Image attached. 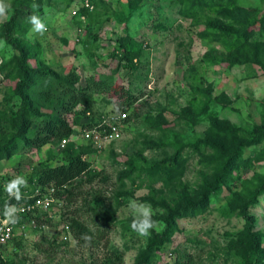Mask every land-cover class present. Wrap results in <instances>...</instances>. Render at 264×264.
Masks as SVG:
<instances>
[{
  "label": "rangeland",
  "instance_id": "374dc122",
  "mask_svg": "<svg viewBox=\"0 0 264 264\" xmlns=\"http://www.w3.org/2000/svg\"><path fill=\"white\" fill-rule=\"evenodd\" d=\"M106 1L114 13L96 8L89 14H80L82 0H72L69 6L62 0H33L37 9L29 6L27 0H5L9 8L6 16L0 18V109L10 113L20 103L14 88L24 50L37 55L27 59L33 67L39 65L38 60L42 61L39 67L45 70L52 67L62 71L77 65L82 76L80 85L91 74L103 75L109 82L142 95L128 111L131 117L121 139L101 149L90 145L95 150L85 156L95 172L77 180L74 191L79 198L72 202L64 200L62 207L49 211L54 218H40L41 226L28 228L27 236H18L17 243L2 248L8 264H135L153 233L165 231L168 223L159 220L148 237L139 236L129 227L133 219L129 200L151 204L155 216L166 215L178 194L199 188L204 175H209L215 164L209 147L201 148L206 154L186 148L180 167L167 185L159 177L154 181L148 175L154 161L169 160L177 149L174 145L181 147L203 138L212 117L240 129L239 135L246 139L252 136L248 132L255 125L264 124V67L244 61L229 66L231 50L226 44L231 37L228 31L219 30L220 24L229 20L234 26L232 31H242L247 27L236 25L242 17L248 18V30L253 26L248 34L249 58L257 44L264 42L261 21L249 25L251 17L264 13V0H237L229 6L237 12H224L222 5L210 3L205 6L210 10L196 17L185 16L178 0H144L128 22L116 18L127 13V0ZM33 13L46 24L42 35L30 31L32 26L27 18ZM236 16L240 19L235 20ZM224 32L226 37L221 35ZM125 35L133 39L130 48L137 53L138 64L128 68L124 66L126 60H121L116 71L120 61L114 56V47L116 39ZM220 59L228 62L215 63ZM210 87L211 97L207 94ZM112 93V100L105 93H94L93 109L86 116L77 117L81 124L74 129L88 123L93 113L98 119L111 110V101L118 98ZM150 137L170 145L147 148L145 141ZM80 145L89 144L74 136L66 148L77 149ZM64 148L57 142L37 150L21 148L11 159L0 161V177L10 181L22 175L27 187H32L29 179L36 177L43 165L67 161ZM243 155L254 156L251 164L235 171L231 187L224 186L212 196L207 208L177 217L178 227L170 241L156 252L153 264H239L242 257L230 253L233 250H229L228 243L248 226L250 214L254 230L264 235V190L258 202L249 207H244L234 195L238 192L246 200L251 199L261 185L264 140L259 145L247 146ZM204 156L208 158L206 164ZM123 169L128 174L121 177ZM84 206L95 208L103 218L93 220V211L87 212ZM112 217L113 224L107 230L104 223ZM73 219L86 230L77 227ZM66 223L73 225L69 240L62 238ZM84 235L91 237V241L85 242Z\"/></svg>",
  "mask_w": 264,
  "mask_h": 264
},
{
  "label": "trees",
  "instance_id": "16d2710c",
  "mask_svg": "<svg viewBox=\"0 0 264 264\" xmlns=\"http://www.w3.org/2000/svg\"><path fill=\"white\" fill-rule=\"evenodd\" d=\"M28 5L32 6L33 0H27ZM65 1L67 6L70 5L72 0ZM96 8L110 10L114 13L113 8L108 5L106 0H91ZM144 0H127L128 11L125 15H116L119 21L128 22L129 18L134 11L139 10L143 5ZM237 0H178L180 3V11L188 16H204L210 8H206V5H222L224 12H231L229 7ZM65 7V5H64ZM233 7V6H232ZM80 14H89V9L81 7ZM206 8V10L204 9ZM37 9V8H36ZM239 11V9H238ZM197 13V14H196ZM79 14V15H80ZM261 17H251L249 25L261 24L264 26V13ZM229 17V16H228ZM225 19L227 17H224ZM235 20H239V16L234 17ZM227 22L220 24L219 30L228 31L231 37V41L227 43L228 49L231 50L228 55L229 66H234L241 61L248 62L249 64L256 63L261 67H264V42L258 43L255 52L252 51L248 58V37L249 33L253 30L250 27L248 30V18L242 17L241 23L236 26L245 25L247 28L242 31H232L233 27L231 23ZM229 23V24H228ZM227 24V25H226ZM244 28V27H243ZM264 34V32H263ZM226 37L225 32L222 33ZM97 36H94V40H97ZM250 38V37H249ZM133 39L129 35H125L116 39L114 56L118 57L119 64L115 70L121 66V60H126L125 67H132L138 63L135 61L138 55L130 48ZM39 55V53H38ZM21 59L18 61L17 67H19V80L14 88V94L20 98V103L15 110H10V113L0 109V161L4 159H11L13 156L19 153V150L24 147H30L34 149H41L46 144H53L60 142L63 138L70 137L74 133V127L81 124L78 122L77 117L82 114L86 116L87 112L91 111L94 107V93H105L112 100V95H117L118 98L111 101L112 109L106 111L103 114H108L118 110H126L133 106V104L140 100L142 95L139 96L130 89H126L124 85L118 86L117 83L108 81L106 76H98L91 74L87 77L86 83L80 85L81 74L77 65H71L67 69L57 71L55 68L48 67L47 70L39 67L41 60H38L36 67L29 65L27 59L29 57L36 58L37 55H30L24 50ZM235 57H241L237 59ZM213 58L209 59L212 61ZM226 63L225 59L216 60L215 63ZM137 63V64H136ZM116 70V71H117ZM80 85V86H79ZM203 88V86L200 88ZM33 91V93H32ZM208 95L212 94V87L209 88ZM129 113V112H128ZM102 114V113H101ZM100 114V115H101ZM76 116V118H75ZM131 114L127 117V122L130 120ZM97 117H91V121L97 122ZM90 124L82 123V126H89ZM239 130H236L226 122L219 121L217 118L212 117L211 125L208 132L203 138L198 139L196 142H187L183 146L174 145L176 151L173 155L165 156V159L169 160H156L150 169L148 175L154 181L159 177L167 185L171 184V178L174 172L180 167V162L183 160V152L186 148L191 149L193 152H203L206 154L202 147H209L213 151V164L211 173L205 174L202 181L199 183V188L190 191H183L177 196V200H174V204L168 206L166 215L157 216L153 215L152 219L155 221L163 220L168 223V227L163 232H154L151 239L148 241L147 246L142 249L136 258L135 264H153L154 257L157 251H160L163 246L170 241L173 231L176 229L177 217L186 215L188 211H195L198 209L207 208L211 197L219 194L222 188L225 186L228 189L230 184L234 182V172L240 170L243 166H249L253 157H244V149L248 146L259 145L264 140V124L255 125L252 130L248 132V135H252L246 139L239 135ZM67 145V144H66ZM147 148H159L164 145H170V143H161L147 139L145 141ZM75 146V145H74ZM74 146H68L66 148L67 161L58 165H43L39 170L36 177H30V184H39L43 188L54 186L56 188V196L63 198L66 202H72L77 200L78 193L74 190L77 189V180L85 177V175L95 172L91 169V163L85 155L89 154L90 150H95L90 145H80L79 148ZM62 150V151H63ZM261 159V158H257ZM248 160V161H247ZM205 164L208 162L207 156H204ZM121 177L128 174V171L123 169ZM260 179L261 185L253 192L252 198L246 200L245 196L236 192L234 195L244 204L243 206H250L256 204L259 200V196L264 190V176ZM122 179V178H121ZM7 179L0 177V212L3 214L5 204L19 205L25 201L31 200L27 194L22 192V199L17 201L14 197H11L5 191V184ZM24 188V187H23ZM254 190V189H253ZM87 212L93 211L92 219L101 216L95 208H87ZM81 208V207H80ZM79 210V208L77 209ZM76 212V211H74ZM95 213V214H94ZM107 212L106 214H108ZM62 218V217H61ZM254 218L252 215H248V226L242 231L238 232L235 237L229 240V250H233L230 253L239 254V264H264V235L262 232L254 230ZM51 220V219H49ZM74 220V219H73ZM80 220V219H79ZM104 223L107 230L111 229L113 224V217L106 219ZM76 222L77 227H81L86 230L80 222ZM73 230V225L68 223ZM179 229V228H178ZM106 230V229H105ZM103 234V233H102ZM101 234V236H102ZM19 239V237H15ZM13 241V242H14ZM12 242V243H13ZM18 240L15 241L17 243ZM238 255V256H239ZM230 257V255H229ZM0 264H8L5 258H0ZM168 264V263H165Z\"/></svg>",
  "mask_w": 264,
  "mask_h": 264
},
{
  "label": "built area",
  "instance_id": "2783aa9c",
  "mask_svg": "<svg viewBox=\"0 0 264 264\" xmlns=\"http://www.w3.org/2000/svg\"><path fill=\"white\" fill-rule=\"evenodd\" d=\"M82 6L90 11L95 9V5L91 0H82L80 7ZM128 115V111L118 110L108 114H102L97 119V122L89 119L87 123L90 124L89 126H81L70 137L63 138L59 146L65 147L76 136L94 148L101 149L107 147L112 142L123 137V131L127 126L126 119ZM22 192L27 194L31 200L15 205L18 209V220L16 223H5L6 218L0 212V258H4L2 253L3 247L12 243L16 236H27L26 230L28 228L41 226L40 218L47 221L48 219L54 218L49 211L54 209L55 206L62 207L64 203L63 198L56 196V188L54 186L43 188L39 184H33L32 187H22ZM71 232L70 225L68 223L63 224L62 238L64 240L71 238Z\"/></svg>",
  "mask_w": 264,
  "mask_h": 264
},
{
  "label": "clouds",
  "instance_id": "9594fccd",
  "mask_svg": "<svg viewBox=\"0 0 264 264\" xmlns=\"http://www.w3.org/2000/svg\"><path fill=\"white\" fill-rule=\"evenodd\" d=\"M31 7L36 9L38 5L33 3ZM8 8L9 5L5 3V0H0V18L6 16ZM27 19L32 26L30 30L31 32L42 35L47 30L45 22L39 15L33 13ZM22 187H27V180L24 176L17 175L5 184V191L9 196L14 197L15 200L19 201L22 199ZM128 207L133 213V219L129 226L130 229L141 237H148L151 234L150 230L155 228L158 223L152 219L153 209L151 204L129 200ZM17 212L18 209L15 205L5 204L3 215L6 219L4 222L16 223L18 220ZM82 239H84L85 242L91 241V237L87 235L82 236Z\"/></svg>",
  "mask_w": 264,
  "mask_h": 264
}]
</instances>
